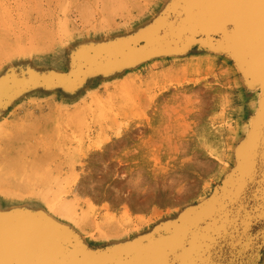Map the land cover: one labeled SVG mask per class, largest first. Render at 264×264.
I'll list each match as a JSON object with an SVG mask.
<instances>
[{
  "label": "rangeland",
  "instance_id": "rangeland-1",
  "mask_svg": "<svg viewBox=\"0 0 264 264\" xmlns=\"http://www.w3.org/2000/svg\"><path fill=\"white\" fill-rule=\"evenodd\" d=\"M119 1L0 0V221L45 216L91 251L150 235L221 187L259 94L207 40L88 64L139 39L178 0ZM79 66L71 82H36ZM207 127L222 139L213 154L200 141ZM206 158L217 161L210 171H182ZM185 182L194 188L183 199Z\"/></svg>",
  "mask_w": 264,
  "mask_h": 264
},
{
  "label": "water",
  "instance_id": "water-1",
  "mask_svg": "<svg viewBox=\"0 0 264 264\" xmlns=\"http://www.w3.org/2000/svg\"><path fill=\"white\" fill-rule=\"evenodd\" d=\"M261 3L264 0H178L167 16L139 39L98 53L87 63L102 68L135 63L152 56L178 53L194 43L208 40L214 50L235 53L251 85L257 86L259 79L264 82ZM81 71L82 66H79L75 74L36 82L68 83ZM243 149L241 156L237 155V168L220 190L197 208L185 212L170 227H160L149 237L106 251H91L83 247L71 231L49 218L20 217L0 221L1 252L8 246L13 248L10 252L17 251L18 259L12 264H141L146 251L160 239L179 237L177 234L182 231L187 235L205 217L219 213L216 219L220 218L221 222L204 232L210 236V243H204L202 236L196 237L193 253L186 261L190 264H258L264 252V97L252 135ZM184 238H180L182 243Z\"/></svg>",
  "mask_w": 264,
  "mask_h": 264
},
{
  "label": "bare ground",
  "instance_id": "bare-ground-1",
  "mask_svg": "<svg viewBox=\"0 0 264 264\" xmlns=\"http://www.w3.org/2000/svg\"><path fill=\"white\" fill-rule=\"evenodd\" d=\"M121 1V0H120ZM119 1V2H120ZM117 7H119V6H117ZM116 8V7H115ZM1 11V10H0ZM113 11V10H112ZM111 11V12H112ZM2 16V15H1ZM2 19H3V17H2ZM101 20V19H100ZM104 20H105V18H104ZM2 21V20H1ZM4 21V20H3ZM111 21V20H110ZM112 21H114L113 20V18H112ZM0 23H2V22H0ZM4 23V22H3ZM6 23V22H5ZM8 31V30H7ZM0 32H2V31H0ZM5 33V32H4ZM7 36V35H6ZM1 39V41H4V44L6 43L7 44V41H6V39H2V38H0ZM6 41V42H5ZM207 43H208V40L206 41ZM1 44V43H0ZM3 45V44H2ZM1 46V45H0ZM7 46V45H6ZM5 47V46H4ZM6 49V48H5ZM4 50V49H3ZM212 51H214V52H218L219 54L220 53H222V54H224V55H226L228 58H230V60H232V61H234V63H235V65H236V67H237V69H238V71H239V73H240V76H241V78L242 79H244V82L246 83V85L247 86H253V85H251L252 83H251V81L249 80V75H247V72L246 71H244V69H243V65H242V63H241V61H240V59H239V57L235 54V53H232L231 51H229V50H226V51H219V50H212ZM4 53V52H3ZM2 53V54H3ZM147 61V60H146ZM259 78V77H258ZM261 82L260 83H258V85L256 86V88L259 90V94H258V97H257V103H256V108H255V110H254V112H253V114H252V116L250 117V120H249V124H248V127H247V131H246V133H245V136H244V142H243V144H241V146H243V147H241L242 148V150H241V148L240 149H238V152H237V155H239V156H241L240 154L245 150V149H243V148H245V146L247 145V143L249 142V137H251V135H252V132H253V128H254V125H255V121H256V119H257V116L259 115V111H260V109H261V105H262V103H263V97H264V82L261 80V79H259ZM243 82V83H244ZM242 90V89H241ZM235 91V90H234ZM217 92V91H216ZM215 92V93H216ZM242 94V93H241ZM219 95V94H218ZM196 96V95H195ZM222 96V95H221ZM243 97V96H242ZM196 100V99H195ZM198 100V99H197ZM202 101V100H201ZM225 101H226V99H225ZM202 104H203V102H202ZM202 107V106H201ZM230 107V106H229ZM215 111V110H214ZM222 117V116H221ZM224 127V126H223ZM217 130H215V129H213V128H208L207 127V129L202 133V135H201V138H200V141H201V143H202V145L207 149V150H209V154L211 153V154H213V153H215L216 152V143L218 142V140H222L221 139V136H220V133H218V132H216ZM121 140V139H120ZM118 142V141H117ZM221 142V141H220ZM222 145H223V143H222ZM108 150H109V148H108ZM107 150V151H108ZM236 152V151H235ZM11 155V154H10ZM216 157V156H215ZM105 159V158H104ZM236 161H237V159H236ZM216 160H214V159H211V158H206V160L205 161H197V162H192L191 163V165H189L188 166V168H186V169H184V170H182V171H184V172H187V171H189L188 169L189 168H191V167H194L196 170H199V172H208V171H210V169L211 168H213V166H214V163L216 164ZM236 168H237V166H236ZM235 168V169H236ZM235 169H234V171H235ZM233 171V172H234ZM233 172L232 173H228L229 175H227L225 178H224V180H223V183L221 184V187H219L218 189H215V190H220L221 188H222V186H223V184H225V182H226V180H227V177L229 178V176L231 175V174H233ZM180 175H184V173H182V174H180ZM187 181H189V180H187ZM190 183V182H189ZM192 183H194V182H192ZM188 184V183H187ZM186 185V182H185V184L183 185V189H182V192H181V195H180V193L178 194V195H180V196H178L177 198H183V199H186L187 197H189V195L192 193V190H193V188H194V186L193 185H191V186H185ZM196 189H194V191H195ZM149 190L147 189V191L145 192V196H143L144 198L146 197L147 198V196H146V194L147 195H149L150 196V192H151V195H153L152 193V191H149ZM215 192V191H214ZM170 192H168L167 194H169ZM170 195V194H169ZM212 195H213V193H212ZM170 197V196H169ZM211 197V195L210 196H208V197H206V198H204L197 206H196V208L199 206V205H201L202 203H204L205 201H207L209 198ZM119 198V197H118ZM177 198H176V201H177ZM179 198V199H180ZM131 199V198H130ZM170 199H171V197H170ZM178 199V200H179ZM132 200V199H131ZM143 200V199H142ZM172 200V199H171ZM175 200V199H174ZM180 200H182V199H180ZM57 201V200H56ZM176 201H173V202H176ZM184 201V200H183ZM191 201V200H190ZM55 202V201H54ZM177 203V202H176ZM185 202H183V204H184ZM259 203V202H258ZM258 203H256V205H258L259 206V204ZM53 204V203H52ZM61 204V203H60ZM65 205V204H64ZM60 207V206H59ZM194 209H195V207H193ZM188 209V208H187ZM191 209H189L188 211H186V213L187 212H189ZM186 213H183L182 215H185ZM218 214L219 213H215V215H214V217L212 216V215H208L207 217H205L202 221H201V223H199L198 225H196L195 227H192V229H190V231L187 233V235H186V233H184V231H182V232H180V233H178L177 235L180 237V238H184V237H182V236H185V238H184V240L185 239H187V244L189 245L187 248L186 247H184V246H182L183 245V243H181V246H174L171 242L172 241H174L177 237L176 236H174V237H172V238H162V239H160V241L158 242V243H156V244H154V245H152L146 252V254L144 255V257H145V259H144V261H142V263L141 264H175L174 262L176 261V262H178V264L180 263V264H190V262H188V261H186V258L191 254V253H193V241H194V239L196 238V237H198V236H202L201 237V239H202V241L204 242V243H210V236H207V235H204V232H206L205 230H207L208 228H210V227H212V226H217L218 225V223L219 222H221V219L220 218H218V219H216L217 218V216H218ZM181 215V216H182ZM180 216V215H179ZM22 217H24V216H22ZM26 217V216H25ZM45 217V216H44ZM221 217V216H220ZM18 218V217H17ZM20 218V217H19ZM177 218V217H176ZM214 218V219H213ZM175 219V218H174ZM179 219V218H178ZM178 220L176 219V220H174L173 222L171 221L169 224H166V225H163V226H161V227H164V228H167V227H170L173 223H175V222H177ZM107 224V223H106ZM110 224V223H109ZM108 224V225H109ZM158 225V224H157ZM162 225V224H161ZM222 225V224H221ZM160 227V226H159ZM213 228V227H212ZM106 229V228H105ZM156 230V229H155ZM153 232H154V230H153ZM199 232H201L200 234L201 235H199L198 233ZM152 233V232H151ZM207 233V232H206ZM151 235V234H150ZM150 235H147V236H144V237H140V238H138L139 240L140 239H142V238H146V237H149ZM137 238H136V240H137ZM135 239V238H134ZM135 240V241H136ZM131 241V240H130ZM135 241H131V242H129V243H134ZM123 243V242H122ZM129 243H127V244H129ZM124 245V244H123ZM113 246V245H112ZM111 246V247H112ZM9 248L8 249H6L5 251H3V252H1L3 249H1L0 248V264H12L13 263V260H16L15 258H17L18 259V257H15L16 255V252L17 251H11L10 252V249H12L13 250V248L12 247H10V246H8ZM20 251V250H19ZM22 253V252H21ZM10 254H12V256L10 257ZM18 254V253H17ZM21 260H22V257H19ZM263 261H264V252L262 253V255H261V260L259 261V263L258 264H264L263 263Z\"/></svg>",
  "mask_w": 264,
  "mask_h": 264
},
{
  "label": "snow or ice",
  "instance_id": "snow-or-ice-1",
  "mask_svg": "<svg viewBox=\"0 0 264 264\" xmlns=\"http://www.w3.org/2000/svg\"><path fill=\"white\" fill-rule=\"evenodd\" d=\"M261 8H262V15H264V3H261ZM174 246H181V239L180 237H177L174 241L171 242ZM184 247L187 246V239H185L183 241V245Z\"/></svg>",
  "mask_w": 264,
  "mask_h": 264
},
{
  "label": "crops",
  "instance_id": "crops-1",
  "mask_svg": "<svg viewBox=\"0 0 264 264\" xmlns=\"http://www.w3.org/2000/svg\"><path fill=\"white\" fill-rule=\"evenodd\" d=\"M154 61H156V60H154Z\"/></svg>",
  "mask_w": 264,
  "mask_h": 264
}]
</instances>
